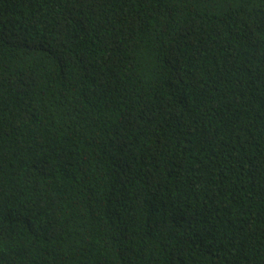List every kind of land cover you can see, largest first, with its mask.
I'll return each instance as SVG.
<instances>
[{"label": "trees", "instance_id": "obj_1", "mask_svg": "<svg viewBox=\"0 0 264 264\" xmlns=\"http://www.w3.org/2000/svg\"><path fill=\"white\" fill-rule=\"evenodd\" d=\"M0 264H264V0H0Z\"/></svg>", "mask_w": 264, "mask_h": 264}]
</instances>
